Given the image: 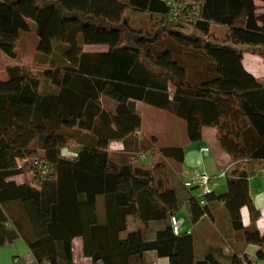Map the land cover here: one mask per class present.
Listing matches in <instances>:
<instances>
[{"label": "trees", "instance_id": "1", "mask_svg": "<svg viewBox=\"0 0 264 264\" xmlns=\"http://www.w3.org/2000/svg\"><path fill=\"white\" fill-rule=\"evenodd\" d=\"M129 13L146 15L145 24H132ZM31 30L40 71L10 65L0 79V244L19 237L37 264H71L70 238L83 233L84 252L94 263L125 264L128 255L154 250L169 264H224L212 254L195 259L191 235L174 234L170 224L153 239L144 236L147 219L164 218L177 205L173 189L152 185L161 158L181 162L184 154L179 145L156 149L143 140L139 144L152 160L148 167L133 164L139 144L136 153L122 146L119 158L110 154L111 141L141 129L135 101H143L181 118L189 141L199 140L201 128L217 124L221 115L243 116L245 129L233 141L245 156L225 174L224 193L204 194V205L190 198L191 220L206 214L208 201H221L234 230L264 260V231L240 220L242 206L253 211L248 177L264 169V84L241 64L243 52L264 59V13H254L253 0H0L3 54L13 58L18 33ZM93 43L108 47L83 50L82 44ZM81 132L93 139L82 142ZM63 149H75V157ZM19 172L23 182L6 180ZM98 195H104L106 209L136 204L115 229L114 253L85 246ZM16 199L31 238L9 211L7 202ZM224 257L227 264L251 263L245 253Z\"/></svg>", "mask_w": 264, "mask_h": 264}, {"label": "crops", "instance_id": "2", "mask_svg": "<svg viewBox=\"0 0 264 264\" xmlns=\"http://www.w3.org/2000/svg\"><path fill=\"white\" fill-rule=\"evenodd\" d=\"M253 4L256 15L264 13V0H253ZM241 64L247 72L264 84V59L262 56L252 52H243ZM137 103H143V101H135V106L138 108ZM146 104L153 106L149 103ZM139 115L141 117L140 113ZM244 127L243 116L241 114L229 120L228 113H226L220 116V121L217 124L203 126L199 140L189 141L185 134L184 143L179 145L183 148L184 156L182 161H176L178 163L176 169L163 167V174H161L163 180L160 181V184L164 188L173 189L177 200L176 208L171 213H167L164 218L147 219L143 227L145 238L153 239L158 230L170 224V216H174L178 225V234L188 233L192 237L195 259H201L206 254H212L224 264H227L224 256H229L233 253H245L251 258V263L248 264H264V260L257 259L255 256L258 247L252 243H245L240 232L234 230L228 212L221 201L215 198L208 201L206 204V214L200 216L196 221H192L190 198H197V189H188L183 185V181L186 179L185 172L190 170L186 167V163L188 162L192 165L194 164V169L204 171L210 176H216L212 177L215 182V185L212 187L213 196L224 193L227 187L221 178H225V176L217 177V174L220 171L228 174L236 163L244 158V150L233 141L239 139L242 133L241 130ZM170 129L172 130V126ZM153 130L157 131V129ZM147 131L146 133L143 131L141 118V129L136 130V133L129 135L125 140L113 141L117 147L114 149L108 147L110 154L114 158H119L124 153L123 151H119V148L125 146L126 150L129 149L130 143L128 140L130 138L133 142L136 141L137 145L142 140L156 143V135L151 131L150 133ZM80 135L85 138L81 139L82 142L93 139L92 135L88 133L81 132ZM131 145L133 146V144ZM30 150L39 151L37 149ZM74 150L63 149L62 152L66 154V151L71 153ZM146 156L148 158L150 154L148 153ZM162 160L167 162L169 158H163ZM6 180L9 179L7 178ZM248 193L252 200L253 211L249 212L245 205L240 208L242 226L251 225L262 233L264 231V169L248 177ZM81 198L83 199V195ZM9 203L10 213L22 223L23 234L28 238L33 237V230L30 227L26 213L20 205V201L18 199L11 200L7 202V205ZM135 205L134 203H130L127 206L120 205L115 208L109 206L106 209L104 195H98L96 197L95 222L87 225L88 228H91V233L85 235L87 250L96 253L99 251L112 253L117 251L118 248L115 246V229L122 227L123 213L127 209H132ZM84 227L86 228V225ZM54 245L56 252L59 256H62L64 253L62 243L56 241ZM70 255L71 264H96L84 252L83 233H74L70 238ZM125 261V264H169L167 256H159L154 250H146L141 254L128 255ZM97 262L103 263L101 259ZM0 264L37 263L25 241L18 237L0 244Z\"/></svg>", "mask_w": 264, "mask_h": 264}, {"label": "rangeland", "instance_id": "3", "mask_svg": "<svg viewBox=\"0 0 264 264\" xmlns=\"http://www.w3.org/2000/svg\"><path fill=\"white\" fill-rule=\"evenodd\" d=\"M129 16L131 18L132 24H136V26L145 24V20L147 18L146 15H143V14L136 15L135 13H129ZM215 30L218 31V33L220 32L219 28H216ZM107 47L108 46L105 43L82 44V48L85 51L106 50ZM14 51H15V56L13 58L7 57L5 54H3L0 51V79H6L7 77L6 67L10 65H19V66L24 67L27 70H30V69L34 70L33 72L40 71L41 65H39L38 63L40 61L38 59L37 52H36V36L33 30L28 31V32L18 33L15 39ZM136 69L140 71V69H142L141 65L138 64ZM41 84L42 86L45 84V81H43L42 79H41ZM168 87L171 92V90L173 89V84L169 82ZM157 92H161V91H157ZM137 105H138V108L137 106H135L136 107L135 109L138 113L141 114L143 131L146 133V131L148 130L147 131L148 133H150L151 131L156 135V139H157L155 140L156 143H153L155 144L156 149L159 145H182L184 143L185 134H186L185 133V123L181 118L173 115L167 110L165 111V109L163 108L157 107L155 105L151 106V105L146 104L145 102L137 103ZM171 126H172V130L171 129L169 130ZM153 129H157V131ZM67 130L69 129H66V128L61 129L62 132H66ZM129 142L131 143H130V146H128L129 147L128 150L136 153L138 147H135L137 145L134 146V143L137 144V142L136 141L133 142L132 139L129 140ZM146 142H150V141L146 140ZM131 144H133L134 147ZM140 145L141 143L139 144V148H140L139 151L148 154V152H145L144 147H142L143 144L141 145V147ZM108 147L110 149H114L117 147V145H115L114 142L111 141ZM162 159L163 158H161V161L163 162V167H166V168L169 167V169H176V167L178 166V163L173 159L169 158L167 162L163 161ZM151 162H152L151 157L148 156V158L144 161L138 160L136 158L135 161H133V164H141L144 167H148L151 164ZM186 165H187L186 166L187 169H190V170L195 167L194 164L192 165L191 163H188V162L186 163ZM19 166L21 167L22 165H19ZM162 168L161 170H158L155 173L154 180L152 182V185L154 187L156 186L158 182L163 180L161 177V174H163ZM211 177H216V176L212 175ZM7 178L9 180L14 181L15 183H21L25 180L23 172L16 173ZM221 180L222 182L226 183L225 178H221Z\"/></svg>", "mask_w": 264, "mask_h": 264}, {"label": "built area", "instance_id": "4", "mask_svg": "<svg viewBox=\"0 0 264 264\" xmlns=\"http://www.w3.org/2000/svg\"><path fill=\"white\" fill-rule=\"evenodd\" d=\"M164 1H166L167 3H171L173 0H164ZM65 155H67L70 158H74L76 154L75 152L68 153V151H66ZM136 158L138 160H145L147 156L144 152H140L137 153ZM28 159L33 161L34 163H38L37 159L34 156L28 157ZM24 161L25 159L18 160V166L22 165ZM38 167L41 169V173L44 174L46 169L42 168L40 164L38 165ZM185 174H186V179L183 181V185L188 189L189 188L197 189V197L199 198V203L200 205H204L205 201L203 195L212 191V187L215 185L214 180L208 173L194 168L189 171H186ZM224 176H225V172L223 171H220L217 174V177H224ZM170 225L172 232L174 234H178L179 233L178 225L174 216H170ZM96 264H100V262H96Z\"/></svg>", "mask_w": 264, "mask_h": 264}]
</instances>
